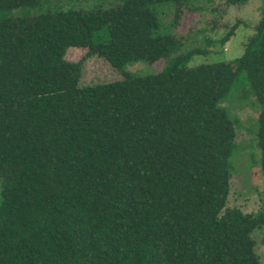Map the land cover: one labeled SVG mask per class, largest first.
I'll list each match as a JSON object with an SVG mask.
<instances>
[{"label":"trees","instance_id":"16d2710c","mask_svg":"<svg viewBox=\"0 0 264 264\" xmlns=\"http://www.w3.org/2000/svg\"><path fill=\"white\" fill-rule=\"evenodd\" d=\"M193 1L12 15L43 0H0V264H264V189L249 212L232 204L238 121L222 106L244 76L264 180V5L244 55L190 67L208 51L178 52L158 7L176 25ZM71 48L88 53L69 61ZM93 56L122 78L82 85Z\"/></svg>","mask_w":264,"mask_h":264},{"label":"rangeland","instance_id":"374dc122","mask_svg":"<svg viewBox=\"0 0 264 264\" xmlns=\"http://www.w3.org/2000/svg\"><path fill=\"white\" fill-rule=\"evenodd\" d=\"M119 4V0H43V4L31 9H17L12 15H36L47 9H94L97 7L112 8ZM263 0H246L245 3L228 6L224 0H195L191 7L183 8L174 25L175 11L170 4L158 7L163 30L181 38L178 52L193 49H206L205 54H198L192 58L190 67L204 64L230 63L244 55V42L253 34L254 26L261 18ZM241 23L235 35L225 45L220 40L236 23ZM88 53V49L71 48L66 58L69 61H81ZM167 62L162 60L153 65L137 63L127 67L135 74H149L165 69ZM122 74L115 70L104 58L90 57L84 62L82 85L113 82L120 80ZM245 77L238 82L232 92L222 100V106L230 117L238 121V143L240 149L232 157L235 174L233 178V192L231 202L242 207L246 212L251 211L257 203V190L264 189V180L260 176L258 160L261 154L257 146L258 113L261 105L244 85ZM246 82V81H245ZM3 183L0 181V202L2 200ZM248 197V200L242 199ZM257 251L264 261V228L256 235Z\"/></svg>","mask_w":264,"mask_h":264}]
</instances>
